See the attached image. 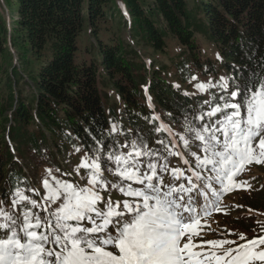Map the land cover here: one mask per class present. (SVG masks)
<instances>
[{"label": "trees", "instance_id": "trees-1", "mask_svg": "<svg viewBox=\"0 0 264 264\" xmlns=\"http://www.w3.org/2000/svg\"><path fill=\"white\" fill-rule=\"evenodd\" d=\"M121 1L129 20L119 0H13L10 26L0 11L2 200L17 190L36 198L31 189L40 166L62 169L71 150L104 162L110 153L131 151L122 147L126 135L146 137L150 148L158 140L169 147L170 136L154 129L155 112L188 134L185 128L199 125L210 105L169 81L168 69L184 84L198 74L231 80L255 71L264 78V0ZM117 17L127 38L109 35ZM85 33L96 43L83 52ZM202 40L218 59L202 50ZM170 41L181 50L168 64L143 61L140 47L164 54ZM100 83L116 92L122 108L108 101Z\"/></svg>", "mask_w": 264, "mask_h": 264}, {"label": "snow or ice", "instance_id": "snow-or-ice-1", "mask_svg": "<svg viewBox=\"0 0 264 264\" xmlns=\"http://www.w3.org/2000/svg\"><path fill=\"white\" fill-rule=\"evenodd\" d=\"M220 81L197 85L201 92L219 91L198 117L201 123L180 137L183 150L163 140L150 148L146 137L126 135L122 147L131 151L81 164L83 184L53 177V186L43 179L49 192L42 205L17 190L19 199L11 203L19 209L25 202L23 211L0 214V264H264V235L204 239L221 193L247 184L238 180L247 165L264 164V78L253 71ZM154 129L171 131L163 124ZM175 156L182 166L169 174ZM112 166L119 186L107 178ZM109 187L118 200L103 194Z\"/></svg>", "mask_w": 264, "mask_h": 264}, {"label": "rangeland", "instance_id": "rangeland-1", "mask_svg": "<svg viewBox=\"0 0 264 264\" xmlns=\"http://www.w3.org/2000/svg\"><path fill=\"white\" fill-rule=\"evenodd\" d=\"M13 0H0V11L6 17L9 22L10 26V12L8 9V4L12 3ZM119 6L123 11V16L129 20V16L125 11V7L123 2L119 0ZM16 7L12 5L11 14L12 17H16ZM16 21V19H14ZM112 33L115 36H125L127 38V31L125 28H122V24L120 23L119 18L117 17L110 25ZM122 30H119L121 29ZM108 34L103 30L101 33V37L103 36L105 39H108ZM96 41L91 39L87 33H85L81 37V49L82 51H86L87 46H91L95 44ZM202 50L206 52L208 57L211 59H218L219 53L215 49L214 46L210 45L209 43L205 42V40L201 41ZM142 59L146 62L147 65L155 64L158 68L162 63L168 64L169 59L174 55H178L181 48L175 42H169L168 50L164 52V54L155 53L152 50L139 48ZM223 76V75H222ZM220 76V77H222ZM165 77L174 82L177 86H181L183 92L193 98H203L207 103L211 98L213 93H218V87H211L204 92H201L197 89V85L199 83L206 82L209 85H219L220 77H216L214 75H201L198 74L195 77L197 79H192V81L188 84L180 83L179 81L174 78V71L168 69L165 71ZM225 77V76H223ZM227 83V80L224 81ZM100 88L106 95V98L110 103H116L118 107L122 108L123 105L121 103V99L116 94V92L111 87H103L100 83ZM147 94V93H146ZM156 113V114H155ZM154 117H158L157 122L161 125H166L171 131L165 132L171 137L172 142L175 143L176 148L181 150L182 147L179 145V141H181L180 137L188 136L189 134H185L183 131H180L177 127L173 125H168L164 119L163 115L159 112H155ZM187 128H185L186 130ZM172 145L169 146L171 148ZM130 149V148H129ZM128 149H125L126 151ZM65 158V159H64ZM61 163V168L58 167H51V165L47 162L43 163L44 165L40 166L37 171V180L35 181V187L37 188L36 192H32L36 198L30 197V199H36L38 205H42L44 203L43 196H46L49 192V189H44L42 186L43 179H49L50 184L54 186L53 177L67 180V181H79L83 184L85 181H81L79 178L81 176L86 175V170L81 167V164L87 162L91 165L93 156L83 152H75L71 150L67 153L66 157H64ZM181 167L182 160L179 156L175 157L172 160V163L169 168V174L171 173V168ZM113 171L110 174H107V178L111 182L117 183L119 186V181H113L112 177L115 175V167L112 166ZM183 170V168H182ZM167 179V177H166ZM240 181H247V184L244 186H237L235 189L228 191L227 193H221L220 201H219V211L213 210L212 214L206 218L204 232L206 235L204 239L211 240V239H232L237 240L238 235L243 233L246 234L248 239H252L255 235H264V164H255L252 163L247 165L242 172V174L238 177ZM20 193L29 196L30 194L26 193L25 191H19ZM43 193V195H41ZM106 197L111 198L113 201L118 200L120 198V194L117 190L112 189L111 187L108 188L106 192L103 193ZM19 198L16 196V193L12 194V197L8 199V203L4 205H0V214L3 212H13L18 213L23 211L25 202H20V208L17 209L12 206V200H18ZM213 199H216L213 197ZM0 200H2L0 198ZM35 212L39 213L40 208L39 206L34 210ZM229 233H232L229 235ZM243 243V241H239Z\"/></svg>", "mask_w": 264, "mask_h": 264}]
</instances>
